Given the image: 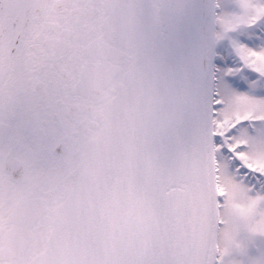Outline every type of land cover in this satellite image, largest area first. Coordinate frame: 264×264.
<instances>
[{
    "label": "snow or ice",
    "instance_id": "snow-or-ice-1",
    "mask_svg": "<svg viewBox=\"0 0 264 264\" xmlns=\"http://www.w3.org/2000/svg\"><path fill=\"white\" fill-rule=\"evenodd\" d=\"M0 264H264V0H0Z\"/></svg>",
    "mask_w": 264,
    "mask_h": 264
}]
</instances>
